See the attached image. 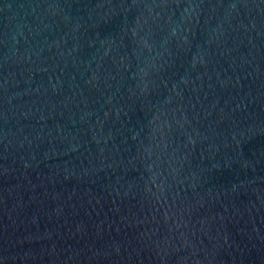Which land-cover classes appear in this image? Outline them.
<instances>
[{
    "label": "water",
    "instance_id": "95a60500",
    "mask_svg": "<svg viewBox=\"0 0 264 264\" xmlns=\"http://www.w3.org/2000/svg\"><path fill=\"white\" fill-rule=\"evenodd\" d=\"M0 264H264V0H0Z\"/></svg>",
    "mask_w": 264,
    "mask_h": 264
}]
</instances>
